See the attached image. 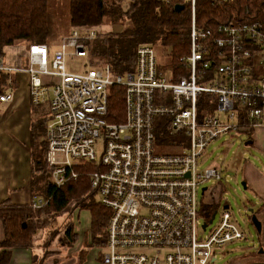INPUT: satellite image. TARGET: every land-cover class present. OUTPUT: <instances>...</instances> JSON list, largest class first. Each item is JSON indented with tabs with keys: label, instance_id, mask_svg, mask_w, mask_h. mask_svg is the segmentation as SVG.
<instances>
[{
	"label": "built area",
	"instance_id": "2783aa9c",
	"mask_svg": "<svg viewBox=\"0 0 264 264\" xmlns=\"http://www.w3.org/2000/svg\"><path fill=\"white\" fill-rule=\"evenodd\" d=\"M190 1L188 72L179 79L149 43L138 47L134 71L114 73L106 61L92 63L96 27L72 28L53 50L46 43L29 44L26 64L0 59V70L9 78L27 72L32 101L49 107L43 138L55 185L77 178L81 162L98 165L91 183L112 210L106 264H212L217 247L246 236L230 205L217 220L218 206L213 221V215L205 217L206 204H219L221 194L204 184L221 180L222 170L201 167V159L221 135L247 134L264 125V26L258 20L230 19L217 25L215 35L198 25L197 0ZM10 84L11 79L0 101L14 99ZM114 84L125 87L121 121L109 119ZM162 115L169 117L175 137L172 149H161L157 142L155 121ZM48 201L40 197L32 205Z\"/></svg>",
	"mask_w": 264,
	"mask_h": 264
},
{
	"label": "trees",
	"instance_id": "16d2710c",
	"mask_svg": "<svg viewBox=\"0 0 264 264\" xmlns=\"http://www.w3.org/2000/svg\"><path fill=\"white\" fill-rule=\"evenodd\" d=\"M70 25L72 28L96 27L109 21L120 26L117 30L102 33L98 28L90 44L91 55L110 63L114 73L134 71L137 49L140 44H154L165 56L166 69L174 78L187 74L184 56L190 52L191 15L190 0H69ZM196 18L199 26L217 34V25L230 19L258 20L264 26V0H197ZM56 14L49 0H0V59L6 55V46L25 41L46 43L55 48L62 39V31L55 25ZM69 30V32L71 31ZM67 31V30H66ZM9 74L0 70V92L8 85ZM42 113L35 118L31 128L32 146V193L42 195L49 201L40 207L28 203H16L11 199L0 202V219L5 237L0 240V264H8L12 247L34 244L38 229L48 232L44 241L46 255L57 232L61 247L70 246L77 238L74 220L68 219L60 227L55 225L58 214L68 206L91 212L92 239L97 244L107 242V226L111 208L104 205L96 188L91 183V172L97 169L95 162L79 163V175L61 187L51 180V166L47 160L46 134L50 117ZM125 87L114 84L110 87L109 119L125 118ZM157 142L161 149H172L175 137L170 132L168 116H158L155 121ZM217 209L216 203L205 206V217L210 219ZM70 216L72 212L69 211ZM63 231V232H62ZM61 233V235H60Z\"/></svg>",
	"mask_w": 264,
	"mask_h": 264
},
{
	"label": "crops",
	"instance_id": "0c3cea01",
	"mask_svg": "<svg viewBox=\"0 0 264 264\" xmlns=\"http://www.w3.org/2000/svg\"><path fill=\"white\" fill-rule=\"evenodd\" d=\"M8 47L12 48L8 58H6L8 64L27 63L28 45L23 51L13 47L12 44L8 45L5 48L6 53ZM10 79V86L15 91V97L11 101H0V202L11 199L16 203L32 204L37 198L43 197L33 194L31 188L32 122L35 118L42 116L45 111H47L46 114H49V107L46 102L36 104L32 101L30 76L27 72L12 73L8 82ZM6 89H10V87H6ZM247 135L246 140H244L246 145L256 146L264 155V125L252 129ZM44 136L45 134L40 136L42 140H46L43 138ZM251 166L250 164L247 165L245 183L246 186H251L255 190L257 196L256 206L251 208V218L253 214H256L261 221L260 230L253 222L260 232L259 244L249 252L224 264H264V172L258 170L260 178L255 180L249 173ZM226 204L229 205V203ZM82 212L83 209L74 208L71 217L74 220L77 238L72 245L61 247L59 252L55 248L57 258L52 257L56 252L46 255L47 248L44 241L48 232L38 229L33 245L12 247V258L8 264H106L100 256V250L106 249L105 244H97L92 239V215L90 214L85 219L86 223H82ZM4 237V225L0 219V240ZM216 258L217 253L213 262Z\"/></svg>",
	"mask_w": 264,
	"mask_h": 264
},
{
	"label": "rangeland",
	"instance_id": "374dc122",
	"mask_svg": "<svg viewBox=\"0 0 264 264\" xmlns=\"http://www.w3.org/2000/svg\"><path fill=\"white\" fill-rule=\"evenodd\" d=\"M50 6L56 14V28L59 31H64L62 34L67 35L71 29L70 21V11H69V0H49ZM102 33H107L112 30H117L120 28L118 25H114L109 21L102 23L99 27ZM67 30V31H66ZM62 36V37H63ZM91 44V43H90ZM13 47L25 50L27 46L25 41H19L15 44H12ZM12 48H7V53L5 58H8L9 51ZM160 54L161 50L157 49ZM164 60V57H161ZM90 61L95 64H102V61H105L103 58L97 56L90 57ZM166 60H164L165 62ZM75 60H73V65H78ZM86 67V66H85ZM49 121V119H48ZM247 134L243 132L238 133H226L217 138L214 142L210 143L205 151V155L201 159V167L205 168L209 165L219 166L222 170V179L221 180H210L204 185L211 186L212 189L216 190V194H221V200L219 202L218 208L219 211L215 220L219 217L221 211L224 208L226 203L230 205V211L233 213L234 218L238 219L240 226L246 232V236L239 240H234L224 244L221 247H217L215 252L217 253V258L212 264H224L233 258L240 257L242 254L249 252L252 248L259 244L260 232L256 229L255 224L252 221L251 208L256 206V193L251 186H245L243 183L246 177L247 165L250 164L251 169L249 173L252 174V177L255 180H259V171L264 172V155L261 150L254 145H246ZM40 140L41 137H40ZM98 161L101 159V155L104 150V139L101 137L96 143ZM255 183V181L253 180ZM201 194V191H200ZM99 197V195H98ZM74 205L68 206L64 211L59 212L58 220L55 225L60 227V223L67 222L68 219H72L69 211L74 210ZM89 209H83L82 212V223H86V218L90 215ZM213 225V222H210V226ZM63 232V231H62ZM59 232L56 234V238L53 240L50 245L51 248H56L59 252L61 248V243L57 237ZM61 235V233H60ZM64 250V249H63ZM105 248L100 250V256L103 259ZM50 252V254H54ZM49 254V253H48ZM57 252L54 256L57 258ZM53 259V258H52ZM50 259V260H52Z\"/></svg>",
	"mask_w": 264,
	"mask_h": 264
},
{
	"label": "water",
	"instance_id": "95a60500",
	"mask_svg": "<svg viewBox=\"0 0 264 264\" xmlns=\"http://www.w3.org/2000/svg\"><path fill=\"white\" fill-rule=\"evenodd\" d=\"M244 184H245V186H246V183H245V181L243 182ZM206 188V186H204L203 187V189H205ZM226 207H228V204H226ZM252 210V209H251ZM215 215V214H214ZM214 215H213V217L211 218V220L210 221H213V218H214ZM252 219H253V222L256 224V226L259 228V230L261 229V221L258 219V217L256 216V214H253L252 215ZM206 226V225H205Z\"/></svg>",
	"mask_w": 264,
	"mask_h": 264
}]
</instances>
